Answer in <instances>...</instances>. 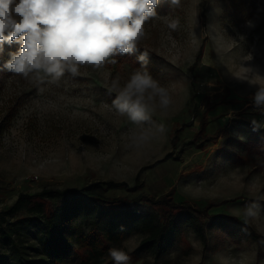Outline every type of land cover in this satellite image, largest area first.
I'll use <instances>...</instances> for the list:
<instances>
[{
  "label": "rangeland",
  "instance_id": "1",
  "mask_svg": "<svg viewBox=\"0 0 264 264\" xmlns=\"http://www.w3.org/2000/svg\"><path fill=\"white\" fill-rule=\"evenodd\" d=\"M156 11L158 16L144 25L139 44L153 60L146 64L148 72L168 90L172 103L163 109L157 98L150 120L141 124L117 112L112 101L118 93L111 89L117 76L123 87L139 68L128 63L100 70L81 66L79 75L65 73L58 84H38L3 68L16 50L15 43L4 45L0 224L2 212L22 192L108 180L134 186L137 181L142 187L136 191L119 188L107 194L133 199L144 193L141 203L158 202L160 211V200L169 194L176 202L201 209L210 204L207 242L188 228L170 253L155 259L134 253L143 238L135 233L119 243L108 242L103 264H115L108 254L113 247L128 253V264H219L217 254L224 256L223 264H264V238L250 240L240 231L248 225L264 235V157L241 143L251 137L247 122L264 121L254 104L257 89L264 86V0H180L178 7L160 0ZM165 17H178L179 28L169 29ZM160 124L166 126L165 133L158 131ZM177 129L179 139L174 140ZM201 129L208 135L222 132L200 149L190 140ZM142 133L149 140L140 142ZM226 152L241 155L243 161L235 163ZM252 204L262 219L246 224L245 208ZM24 213L8 218L13 221ZM221 214L237 221L211 226L213 217ZM36 234L34 228L23 229L11 244L0 234V259L12 263L14 254L40 258ZM93 259L88 248L77 245L66 264Z\"/></svg>",
  "mask_w": 264,
  "mask_h": 264
},
{
  "label": "clouds",
  "instance_id": "2",
  "mask_svg": "<svg viewBox=\"0 0 264 264\" xmlns=\"http://www.w3.org/2000/svg\"><path fill=\"white\" fill-rule=\"evenodd\" d=\"M160 0H0V53L5 44L18 43L19 50L9 54L3 68L7 71L43 84L46 80L58 84L65 73L77 76L81 66L100 70L115 65L116 57L131 54L145 36L144 25L156 18ZM178 7L180 0H171ZM167 27L173 31L180 20L168 18ZM249 27H254L251 21ZM149 52H140L137 60L141 68L135 70L123 87L119 76L111 83L117 90L112 101L120 115H127L136 123L148 121L159 106L166 109L172 103L165 87L148 72ZM254 104L264 114V86L254 95ZM253 129L264 128V121L252 120ZM165 133L164 124L158 126ZM142 133L140 142L149 140ZM256 204L246 206L244 222L262 219ZM195 244V243H193ZM108 254L115 264H128L130 256L121 248H110ZM216 260L223 264L224 256Z\"/></svg>",
  "mask_w": 264,
  "mask_h": 264
},
{
  "label": "trees",
  "instance_id": "3",
  "mask_svg": "<svg viewBox=\"0 0 264 264\" xmlns=\"http://www.w3.org/2000/svg\"><path fill=\"white\" fill-rule=\"evenodd\" d=\"M15 45L16 50L13 52L18 51L20 47L18 43ZM137 48L139 50L134 53L116 57L117 63H128L141 68L137 57L140 52L148 49L139 43ZM152 61L149 55L147 63ZM225 102L231 103L228 99ZM216 104L211 103L210 107ZM247 123L251 137L249 141H241V143L244 149L253 150L264 157V129L254 130L252 123ZM178 131L179 129L176 130L174 140L179 139ZM221 132L219 130L215 134L208 135L201 129L190 143L201 149L207 143L216 141L221 136ZM171 155L172 153L164 159ZM226 157L235 163L243 161L241 155L233 152H226ZM142 171L143 169L140 174ZM140 174L137 175V180ZM140 187L142 184H138L137 181L131 186L125 181L108 180L81 187L45 188L34 194L20 193L16 201L2 212L0 234L5 243L11 244L16 235L22 234L23 229L34 228L37 233L36 250L40 258L14 254V262L0 259V264H66L77 245L88 248L94 258L92 262L81 261L77 264H103L108 242L119 243L135 233L143 234V238L134 253H147L155 259L170 253L188 228L192 229L204 243L207 242L205 217L207 209L211 207L210 204L201 209L186 201L176 202L172 200V194H169L166 201L160 200L163 204L160 211L155 207L160 204L158 202L141 203L144 197H147L144 193L133 199L111 197L107 194L110 190L119 188L132 192ZM22 211L25 212L24 216L10 220ZM213 218L211 223L213 227L226 226L230 221L237 219L229 215ZM240 231L250 240L258 241L264 238V235L252 226H244Z\"/></svg>",
  "mask_w": 264,
  "mask_h": 264
}]
</instances>
